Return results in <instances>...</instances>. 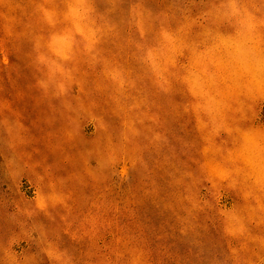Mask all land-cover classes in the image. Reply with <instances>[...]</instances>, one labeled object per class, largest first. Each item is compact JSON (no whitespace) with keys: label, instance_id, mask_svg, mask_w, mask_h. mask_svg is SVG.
I'll return each mask as SVG.
<instances>
[{"label":"rangeland","instance_id":"1","mask_svg":"<svg viewBox=\"0 0 264 264\" xmlns=\"http://www.w3.org/2000/svg\"><path fill=\"white\" fill-rule=\"evenodd\" d=\"M0 264H264V0H0Z\"/></svg>","mask_w":264,"mask_h":264}]
</instances>
